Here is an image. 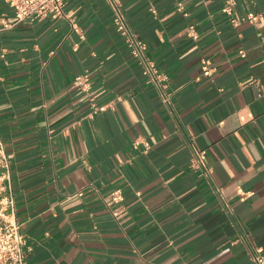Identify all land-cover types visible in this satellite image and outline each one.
Instances as JSON below:
<instances>
[{
	"label": "crops",
	"instance_id": "1",
	"mask_svg": "<svg viewBox=\"0 0 264 264\" xmlns=\"http://www.w3.org/2000/svg\"><path fill=\"white\" fill-rule=\"evenodd\" d=\"M119 2L166 86L144 74L110 0H66L56 19L0 21V134L28 264H257L264 0H235L232 14L226 0ZM251 11L256 19H242ZM85 72L87 88L74 82ZM196 149L206 150L208 175L194 165Z\"/></svg>",
	"mask_w": 264,
	"mask_h": 264
},
{
	"label": "built area",
	"instance_id": "2",
	"mask_svg": "<svg viewBox=\"0 0 264 264\" xmlns=\"http://www.w3.org/2000/svg\"><path fill=\"white\" fill-rule=\"evenodd\" d=\"M115 9L114 22L117 30L122 33L132 53L143 59L144 51L147 43L138 38L131 30L126 15L123 13L119 0H110ZM235 0H226L223 10L228 14L233 12V4ZM9 8L13 10V19H8L5 12L0 11V21L4 26H13L24 20H42L46 18L56 19L65 16L66 0H5ZM1 6V1H0ZM254 20L257 13L251 11L242 19ZM232 21L237 23L238 18L232 17ZM74 28H77L75 23ZM188 34L197 37L195 24H190ZM242 55L246 52L240 50ZM143 72L144 74L156 82L161 87L166 86L165 80L168 79L166 72L162 71L159 66L152 60L144 58ZM213 67L210 66L208 60L204 61V74H211ZM75 84L87 88L90 84L89 73H78L74 79ZM164 99L170 100L169 94L163 91ZM107 104L95 106L93 112L106 109ZM206 150L196 149L193 155L194 165L199 168L202 173L208 175L211 168L206 163ZM122 194L119 190L115 192V198L119 199ZM30 249L27 238L22 232L21 222L17 217L16 196L14 193V183L12 178V166L7 152L6 144L0 134V264H28L27 251ZM253 257L257 264H264L263 248H257L253 252Z\"/></svg>",
	"mask_w": 264,
	"mask_h": 264
}]
</instances>
